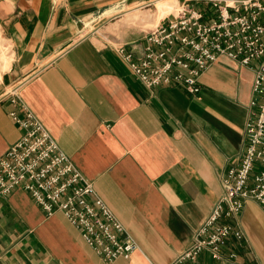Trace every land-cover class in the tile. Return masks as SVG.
<instances>
[{
  "label": "crops",
  "instance_id": "obj_1",
  "mask_svg": "<svg viewBox=\"0 0 264 264\" xmlns=\"http://www.w3.org/2000/svg\"><path fill=\"white\" fill-rule=\"evenodd\" d=\"M150 1L0 0V32L13 51L0 83V156L23 133L9 112L23 117L24 104L92 182L123 227L119 237L137 243L127 258L105 260L62 212L47 215L16 189L0 196V264H171L194 244L224 177L240 164L257 62L220 56L199 75L196 93L183 84L148 88L117 52L132 42L140 50L143 34L102 44L85 31ZM177 1L206 19L215 14L207 1ZM218 223L241 237L227 236L217 257L204 248L181 264H264L261 202L250 198Z\"/></svg>",
  "mask_w": 264,
  "mask_h": 264
},
{
  "label": "built area",
  "instance_id": "obj_2",
  "mask_svg": "<svg viewBox=\"0 0 264 264\" xmlns=\"http://www.w3.org/2000/svg\"><path fill=\"white\" fill-rule=\"evenodd\" d=\"M215 14L207 19L203 11L180 4L142 35L136 43L117 52L128 62L132 73L148 88L183 84L190 93L199 90L198 77L220 56L241 65L255 62L253 80L255 117L246 124L248 146L240 164L227 172L223 193L197 233L194 244L171 264L192 260L204 248L213 257L230 234L241 237L229 224H219L222 216H236L246 200L264 205V0H202ZM11 102L18 99L11 91ZM24 116L14 110L10 117L23 133L0 156V196L14 190L26 191L47 215L62 212L81 233L83 240L105 260L127 258L137 243L126 234L112 211L95 196L92 182L63 152L57 140L24 104ZM88 197L92 200L89 201Z\"/></svg>",
  "mask_w": 264,
  "mask_h": 264
},
{
  "label": "rangeland",
  "instance_id": "obj_3",
  "mask_svg": "<svg viewBox=\"0 0 264 264\" xmlns=\"http://www.w3.org/2000/svg\"><path fill=\"white\" fill-rule=\"evenodd\" d=\"M178 6L173 0H151L148 3L124 8L118 11L115 18L108 24L97 26L93 23L88 25L85 31L89 32L99 43L115 44L125 40L129 35L144 34L145 31L157 25L163 17L175 14ZM12 58L11 44L0 32V83ZM11 90L12 88L9 87L6 92H11Z\"/></svg>",
  "mask_w": 264,
  "mask_h": 264
},
{
  "label": "bare ground",
  "instance_id": "obj_4",
  "mask_svg": "<svg viewBox=\"0 0 264 264\" xmlns=\"http://www.w3.org/2000/svg\"><path fill=\"white\" fill-rule=\"evenodd\" d=\"M173 1H174V4H178V1L177 0H173ZM162 14L165 15V13H162Z\"/></svg>",
  "mask_w": 264,
  "mask_h": 264
}]
</instances>
